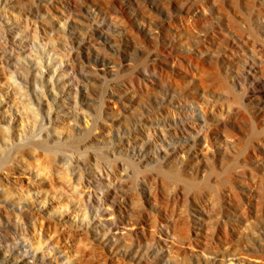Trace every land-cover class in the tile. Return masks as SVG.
<instances>
[{"label":"rangeland","instance_id":"374dc122","mask_svg":"<svg viewBox=\"0 0 264 264\" xmlns=\"http://www.w3.org/2000/svg\"><path fill=\"white\" fill-rule=\"evenodd\" d=\"M0 13V213L15 244L46 264H264V0H0ZM118 217L149 244L96 231Z\"/></svg>","mask_w":264,"mask_h":264},{"label":"bare ground","instance_id":"6f19581e","mask_svg":"<svg viewBox=\"0 0 264 264\" xmlns=\"http://www.w3.org/2000/svg\"><path fill=\"white\" fill-rule=\"evenodd\" d=\"M32 18H33L32 16L28 15V20L27 21L32 20ZM13 21H14V23H13L14 27H17L18 24H20V22L18 20H16V19H14ZM8 22L11 24L12 20L9 19ZM25 24L28 25L29 22H25ZM8 39H9V44H12L11 39L10 38H8ZM9 44L7 43L9 48H7V45H6V49H4L2 47L3 51L1 52V55H3L2 57H5L6 60L11 61L12 58H11L10 55L11 54L14 55V56L16 55V53H15L16 48L13 47L12 45L9 46ZM49 76H51V74H49ZM27 79H28L29 82L37 83V84H39L41 80L44 81L43 77H42V79L39 80V79H37L36 76H33V75H31V77H27ZM52 85L54 87L53 81H52ZM37 96H39V94ZM46 134L49 135L50 133H46ZM49 137H51V135H49ZM43 139H44V137H43ZM78 160L80 161V163L85 164V162H81L80 159H78ZM80 166H81V164H80ZM98 169L99 168H97V167L92 169V173H93V175L101 178V177H103L104 172L102 171V169L101 170H98ZM108 170L109 169H107L106 171H108ZM106 171H105V173H106ZM80 175H82L81 172H80ZM107 175L106 176L109 178L110 181H116L118 179L117 175L115 174V169L111 173L108 171ZM81 178H84V176L82 175ZM2 180L3 179L0 177V183H1ZM101 181L103 182V180H101ZM30 189H31V187L27 186V190H30ZM150 193H151V191H150ZM106 194H108V191H107ZM85 196H86L87 201H89L90 204H92V205L93 204L95 205V203L99 204L100 203L99 201H101L103 199V197H100L101 195L98 196L97 193L96 194H92V193L89 194V192H88L87 194H85ZM153 199L157 201L158 198H157L156 194H153ZM120 210H121V213H122L123 208H120ZM95 222H96V219H93V220L90 221L89 225L92 226V225L95 224ZM122 223H124V220L121 219L120 217H118L112 223H110L107 227L105 225L103 227L97 226L96 231L97 232H102L103 234H107L108 231H110L111 233H113V239H114L113 241H115V242L119 241L120 239H123L124 242L128 241V239H136L137 242H141L142 241L146 245L149 244L148 239H150V238L148 237L149 235L147 234V232L145 231L144 228H143V230H141L139 232H137V231L128 232V231H125L123 229L124 227H122V225H121ZM162 223H164V222H162ZM0 225L5 226V230H6V233H5V230L3 231V229H0V245H1L3 250H6V252H9V254H10L9 258L10 259H14V260L18 259L17 264H46L47 260L44 257L43 258L39 257L38 254L35 251H31L30 249H21L18 244H15V243H18V242L16 241V237L13 235V233L17 232V231L19 233L20 230H18L16 226L14 228H10V225H12V223L10 222V220L8 218L3 220V217L1 215V213H0ZM32 225H33V227H37L38 226L36 223H33ZM190 226L192 227V224H190ZM191 227H190V230H191ZM39 228L42 229V226H40ZM7 230L10 232V234H7ZM191 234H192V232H191ZM40 235H41V233H40ZM168 235L171 237L170 232H168ZM24 237L29 239L28 234H24ZM192 238H193V235L192 236L189 235V240H190L189 245H191V247H192V249H190V253H195V254L198 255L199 252H198V250L194 249L195 248V246H194L195 244L193 243L194 240ZM164 240H165V242H167V239H164ZM39 241H40V239H39ZM29 242L31 243V241H29ZM157 243H158L157 246H159L160 248H163L160 241H157ZM25 245H28V243L26 242ZM157 249H158V247H157ZM140 251H142V250L140 249ZM169 251L172 252L173 251L172 248L169 249ZM239 251L240 250L237 249L236 251L233 252L231 250V248L227 246V247H225L223 249V253L222 254H223V256H225L227 254L228 255H230V254L236 255ZM138 253H139V251H138ZM180 253H182L181 254L182 258H184L186 260L184 262V263H186L187 260L189 259V258L188 259H186V258L188 257V255H190L189 250L183 248ZM138 256L142 259L144 257V253L141 252V254H138ZM205 257H206L207 260H209L208 258L210 257V255L209 254H205ZM238 260H239V262H247L246 264H251L250 262H248V260H246L244 257H241V256H240V258ZM221 263L225 264V259L222 258L221 259ZM0 264H12V263L11 262H8V263L0 262Z\"/></svg>","mask_w":264,"mask_h":264}]
</instances>
